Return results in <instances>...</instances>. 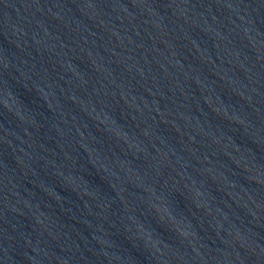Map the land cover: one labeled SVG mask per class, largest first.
I'll list each match as a JSON object with an SVG mask.
<instances>
[{"label":"water","instance_id":"95a60500","mask_svg":"<svg viewBox=\"0 0 264 264\" xmlns=\"http://www.w3.org/2000/svg\"><path fill=\"white\" fill-rule=\"evenodd\" d=\"M0 264H264V0H0Z\"/></svg>","mask_w":264,"mask_h":264}]
</instances>
